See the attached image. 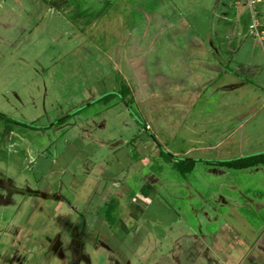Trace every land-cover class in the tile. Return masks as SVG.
Returning a JSON list of instances; mask_svg holds the SVG:
<instances>
[{
	"label": "rangeland",
	"instance_id": "obj_1",
	"mask_svg": "<svg viewBox=\"0 0 264 264\" xmlns=\"http://www.w3.org/2000/svg\"><path fill=\"white\" fill-rule=\"evenodd\" d=\"M251 23L247 0H0V264H263L264 165L215 163L264 152V96L248 94L260 113L236 155L233 97L225 115L207 98L177 112L166 72L196 35L257 44ZM145 71L140 104L101 100ZM58 236L66 259L46 246Z\"/></svg>",
	"mask_w": 264,
	"mask_h": 264
},
{
	"label": "crops",
	"instance_id": "obj_2",
	"mask_svg": "<svg viewBox=\"0 0 264 264\" xmlns=\"http://www.w3.org/2000/svg\"><path fill=\"white\" fill-rule=\"evenodd\" d=\"M263 8L264 6L262 7L264 16ZM89 19L90 18L87 17L83 21L88 23ZM90 22H94V20ZM236 36L234 30L232 32V38L237 39ZM250 36L257 41V44L252 40L246 39L241 46L233 48V41L227 34L222 36L219 34L215 35V33L204 36L196 35V41L201 47L195 45L191 51H178L175 55V64H172L171 67L166 70L167 73L174 70L175 88L176 92L179 93L177 112L193 113L196 103H199L203 98H207L206 102L215 105L217 109H219V106L223 107L224 115L229 113L226 111L228 110L227 107L231 105L235 106V108H230L231 115L227 118V121L237 122V125H234L232 131L227 134V136L229 138L238 139L233 141L234 148L225 147V150L234 152L236 155L246 153L245 144H243L244 141H242L239 132L245 126L247 120L256 117L260 113L258 107L251 110L246 107L249 97L248 94H250V98L255 102L253 103L255 105L262 102L264 96V54L255 47L260 44L264 48V42L256 39L251 34ZM221 38L225 39L226 43H222ZM217 41L218 43H216ZM206 42H210L207 47H205ZM251 43H253V47L248 48L247 46ZM133 69L134 73L135 68ZM146 72L147 71H145V76H140L138 80L140 81V85H126L130 90L131 98L133 97L134 103L132 102V104H140V102H138L139 97L137 90L146 87ZM138 73H141V71ZM251 87H255L257 90L251 89L249 93L248 91ZM165 89L169 90L170 87H165ZM241 90L246 91L239 92ZM230 97H233V102L228 106L227 103ZM242 101L244 103L243 108L241 107ZM186 107L188 109H185ZM237 108L239 109L238 112L234 110ZM192 109L193 112H190ZM182 121H184V119H182ZM244 156L248 155H242V157ZM111 182L113 188L119 186L118 181L111 180ZM112 190L113 189L110 191ZM113 192L115 194L109 196L107 203H109L110 200H116L117 202H115L118 203L117 192L115 190ZM45 195L48 196L45 192H39V194L35 196L36 199H45ZM261 227L264 226L262 225ZM216 255L215 253L212 255L208 254V259L200 258V262L197 264H220L217 260L220 258H217L219 256ZM260 255L263 258L262 263L264 264V240L263 244L260 246ZM239 258L240 257L233 258L232 256H228L224 263L237 264Z\"/></svg>",
	"mask_w": 264,
	"mask_h": 264
},
{
	"label": "trees",
	"instance_id": "obj_3",
	"mask_svg": "<svg viewBox=\"0 0 264 264\" xmlns=\"http://www.w3.org/2000/svg\"><path fill=\"white\" fill-rule=\"evenodd\" d=\"M101 13L102 12L100 11L97 13V15H100ZM129 95H130V90L128 89L127 86H124L120 90V92L108 94L107 96H105L101 100L102 101L104 100L106 102H110L111 100H113L117 97H120L127 105H130L132 103V101L128 99ZM0 119L9 120L6 118V115L2 114V113H0ZM24 125L28 126L30 124L27 123ZM7 129L10 130L11 126H7ZM168 159L172 160V156L170 155ZM183 162H186L188 165L182 166L179 163H177L176 165H177V168L179 170H181L182 173L185 174L186 172L193 170L195 165L199 162V159L188 158L186 160H183ZM215 164L222 166V167H228V168H233V169H238V170L257 167L260 165H264V152L252 154V155H248V156H244V157H240V158L230 159V160H220V161L216 162ZM109 219H111V218L109 217Z\"/></svg>",
	"mask_w": 264,
	"mask_h": 264
},
{
	"label": "built area",
	"instance_id": "obj_4",
	"mask_svg": "<svg viewBox=\"0 0 264 264\" xmlns=\"http://www.w3.org/2000/svg\"><path fill=\"white\" fill-rule=\"evenodd\" d=\"M252 13L251 35L264 42V16L262 7L264 0H247Z\"/></svg>",
	"mask_w": 264,
	"mask_h": 264
},
{
	"label": "flooded vegetation",
	"instance_id": "obj_5",
	"mask_svg": "<svg viewBox=\"0 0 264 264\" xmlns=\"http://www.w3.org/2000/svg\"><path fill=\"white\" fill-rule=\"evenodd\" d=\"M37 194H39V193H37ZM76 233H78V232H76ZM78 235H79V233H78ZM50 242L51 243L47 244L46 246L50 247L53 250V252L55 251V253L60 254L62 256V258H64L66 256L65 255L66 248L64 247V244H63V241H62V237L58 236L55 240H52ZM78 246H79L78 245V241L75 242L74 244L69 245V247L71 249L74 248L76 250V252L78 253L77 256L79 254H81V252L79 251V247ZM80 246H81V244H80ZM65 259H66V257H65Z\"/></svg>",
	"mask_w": 264,
	"mask_h": 264
}]
</instances>
